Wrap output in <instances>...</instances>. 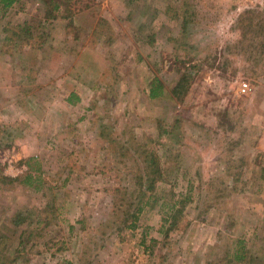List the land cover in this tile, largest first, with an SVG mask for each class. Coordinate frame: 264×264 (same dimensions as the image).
Returning a JSON list of instances; mask_svg holds the SVG:
<instances>
[{
	"label": "rangeland",
	"instance_id": "rangeland-1",
	"mask_svg": "<svg viewBox=\"0 0 264 264\" xmlns=\"http://www.w3.org/2000/svg\"><path fill=\"white\" fill-rule=\"evenodd\" d=\"M49 1L0 16L5 260L264 264V62L231 48L264 0H68L55 19ZM29 161L36 183L7 184ZM154 161L163 179L128 229Z\"/></svg>",
	"mask_w": 264,
	"mask_h": 264
},
{
	"label": "trees",
	"instance_id": "trees-1",
	"mask_svg": "<svg viewBox=\"0 0 264 264\" xmlns=\"http://www.w3.org/2000/svg\"><path fill=\"white\" fill-rule=\"evenodd\" d=\"M22 0H0V16L2 17L6 15L17 3H21ZM68 0H53L49 1L48 5L52 8L49 10L50 14H48V17H53L55 19L54 15L56 11H59L62 8V5L69 4ZM187 10V9H185ZM52 13V14H51ZM187 17L184 13V24L185 27L187 26ZM71 24L73 22L71 21ZM237 29L241 31V40L237 42L235 45H231V48L235 50L238 54L241 55V57H247L251 59L253 62H264V6L259 7L256 9H246L239 14L238 20H237ZM29 31L26 30V34H30ZM22 38V37H21ZM231 52V49L229 50ZM260 59V60H259ZM188 83V78L186 80H181L178 84V86L174 89V94H177V91L182 90L181 92L187 91L188 88H186V85ZM162 94H165L164 86L162 85L161 81L158 79H155L152 82V87L150 91V97L153 99H157ZM78 95L72 94L69 98V101L71 104H74L75 102H78L77 100ZM75 101V102H74ZM126 155V154H125ZM157 159V155H155V160ZM34 159H31L32 161ZM30 161L27 163L29 167V172L24 177H20L17 179H6L7 184H13L15 182H19L21 184H25L27 186H33L34 183H36V176L34 175L32 169H34V164H31ZM1 175L3 173L1 172ZM5 179V177H3ZM137 178V177H136ZM139 180H137L136 183H138L141 187V190L143 194L135 201L132 205L133 206V215H132V221L130 223H127L128 229H135L140 217V214L145 210V207L150 204V202L145 204L144 197L148 194L153 196V193L156 191V186L158 182H160L163 179V171L160 169V165L155 161L152 162L147 166V168L142 171V174L138 177ZM36 188V187H35ZM37 189V188H36ZM39 189V188H38ZM37 189V190H38ZM40 190V189H39ZM150 196V197H151ZM45 213L47 211L45 210ZM21 213H17L15 218L13 219L14 223L17 225H20L21 223H25L30 219V216H27V219L23 221L21 217ZM42 220L41 225H44L46 221L43 219L42 214ZM129 220H127L128 222ZM28 225H32L31 223H28ZM174 225L172 224L171 227ZM6 235L4 234L3 230L0 228V264H11L15 262L18 257H12L11 261L8 262V260H5L6 254L5 248H3L6 244ZM5 239V240H4ZM3 241V242H2ZM5 241V242H4ZM21 244H23L24 237H21ZM4 243V244H3ZM3 245V246H2ZM238 256V253H237ZM244 260V255L241 254V261Z\"/></svg>",
	"mask_w": 264,
	"mask_h": 264
},
{
	"label": "crops",
	"instance_id": "crops-1",
	"mask_svg": "<svg viewBox=\"0 0 264 264\" xmlns=\"http://www.w3.org/2000/svg\"><path fill=\"white\" fill-rule=\"evenodd\" d=\"M78 99H79V101H78L79 103H80V102H81V103L83 102V101H80V98H79V97L77 98V100H78ZM67 103H69V104L71 105V103H70V101H69V98H68V100H67Z\"/></svg>",
	"mask_w": 264,
	"mask_h": 264
},
{
	"label": "built area",
	"instance_id": "built-area-1",
	"mask_svg": "<svg viewBox=\"0 0 264 264\" xmlns=\"http://www.w3.org/2000/svg\"><path fill=\"white\" fill-rule=\"evenodd\" d=\"M247 87V85H245V87L244 88H246ZM246 90V89H245Z\"/></svg>",
	"mask_w": 264,
	"mask_h": 264
}]
</instances>
